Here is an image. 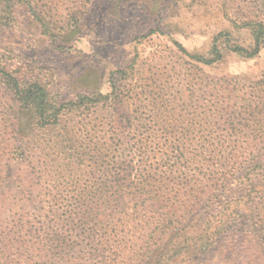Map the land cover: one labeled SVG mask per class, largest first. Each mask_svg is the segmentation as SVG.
<instances>
[{
	"label": "trees",
	"instance_id": "16d2710c",
	"mask_svg": "<svg viewBox=\"0 0 264 264\" xmlns=\"http://www.w3.org/2000/svg\"><path fill=\"white\" fill-rule=\"evenodd\" d=\"M16 2L25 0L1 2L0 29L15 20ZM26 5L38 19L41 6ZM243 27L251 33L252 47L228 49L251 59L264 47V22L250 21ZM219 37L207 57L191 55L177 43L175 47L195 64L210 67L222 59ZM2 57L0 53V84L17 105L11 113L10 157L19 161L36 127L49 130L81 108H69L75 102L62 101L36 80L20 81ZM231 82L220 83L214 91L219 98L214 108L204 102V108H194L189 117L167 108H147L151 111L140 117L139 111L111 108L113 113L105 117L109 134L102 135V142L91 135L60 136L61 165L56 161L50 168L44 161L38 179L48 211L41 221L16 228L6 244L8 260L130 264L135 258V264H194L212 255L219 242L244 233L251 241L250 253L264 258V104L246 99L248 93ZM260 86L263 79L253 84V95ZM89 97L77 98L82 104L96 103ZM213 130L221 134L215 136ZM53 167L62 170L56 177ZM66 173L71 174L68 183ZM28 202L33 209L38 204L31 197ZM200 213L206 214L202 223L191 227L201 221L196 218ZM134 224L137 231L130 230ZM128 234L132 248L127 246ZM221 251L227 255L232 249Z\"/></svg>",
	"mask_w": 264,
	"mask_h": 264
},
{
	"label": "rangeland",
	"instance_id": "374dc122",
	"mask_svg": "<svg viewBox=\"0 0 264 264\" xmlns=\"http://www.w3.org/2000/svg\"><path fill=\"white\" fill-rule=\"evenodd\" d=\"M26 4L41 6L38 19ZM14 9L15 20L0 29V53L8 71L20 81L36 80L62 101L75 102L69 108L81 109L49 130L36 127L28 151L13 161L11 113L17 105L0 84V264H12L6 244L16 228L41 221L48 211L38 179L47 162L50 168L56 161L61 165L57 144L63 134L75 139L91 135L102 142V135L109 134L105 117L113 113L111 108L139 111L138 117L151 111L147 108L192 115L204 102L214 108L219 103L214 91L231 81L248 93L246 99L264 104V86L251 92L254 83L264 80V47L251 59L228 49L252 47L251 33L243 25L264 22V0H25ZM220 34L216 45L222 59L210 67L195 64L175 47L177 43L191 55L207 57ZM79 95L97 101L82 104ZM83 125L87 129H80ZM191 125L197 126L194 121ZM61 172L51 169L55 177ZM65 176L68 183L71 174ZM29 197L38 203L34 209ZM196 215L201 221L191 227L199 226L206 214ZM136 229L134 224L130 230ZM244 235L219 242L212 255L194 264H260L264 258L250 253L251 241ZM126 238L132 248L130 234ZM224 248L232 251L225 255Z\"/></svg>",
	"mask_w": 264,
	"mask_h": 264
}]
</instances>
